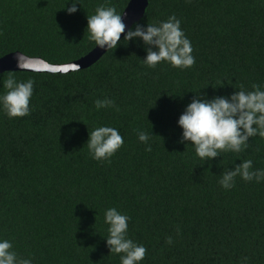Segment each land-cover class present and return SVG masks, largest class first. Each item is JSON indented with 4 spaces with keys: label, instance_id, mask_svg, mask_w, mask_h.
Here are the masks:
<instances>
[{
    "label": "trees",
    "instance_id": "trees-1",
    "mask_svg": "<svg viewBox=\"0 0 264 264\" xmlns=\"http://www.w3.org/2000/svg\"><path fill=\"white\" fill-rule=\"evenodd\" d=\"M129 2L80 0L69 15L71 0H0V59L20 52L51 65L75 62L96 48L88 15L101 5L122 15ZM148 2L139 23L180 19L191 68H149L143 42L123 38L81 71L13 72L35 85L30 115L0 111V238L33 264H120L105 239V210L115 207L131 218L128 237L147 249L142 264H264V182L237 177L230 190L218 183L241 160L264 169V138L205 162L180 142L178 126L197 94L264 90V0ZM8 74L0 75V93ZM105 97L119 111H97L95 101ZM99 126L124 139L110 161L89 154V133ZM137 129L153 132L151 152Z\"/></svg>",
    "mask_w": 264,
    "mask_h": 264
},
{
    "label": "clouds",
    "instance_id": "clouds-1",
    "mask_svg": "<svg viewBox=\"0 0 264 264\" xmlns=\"http://www.w3.org/2000/svg\"><path fill=\"white\" fill-rule=\"evenodd\" d=\"M72 6L67 8L69 15L78 11L80 0H71ZM113 6H98L95 14L88 15L86 32L89 40L96 47L116 49L125 34L127 25ZM142 41L147 52L142 62L149 68H155L162 62L169 63L181 70L191 68L196 60L193 56L191 41L181 28V20L175 15L158 24L148 23L145 28L136 23L124 35V42ZM40 64L47 63L38 57L20 53L17 67L24 71H36ZM68 67L64 68L67 72ZM35 80L16 79L9 72L6 80H2L5 91L0 93V111L10 119L23 118L31 113L30 101L34 94ZM253 91H246L243 86L229 96H215L211 99L197 94L187 105L179 117L178 126L182 129L181 143L190 142L195 154L205 162L221 157V152L240 153L249 147L250 138H264V90L254 84ZM97 111L114 108L119 111L115 101L105 97L95 101ZM75 130H73V134ZM153 132L137 129L138 140L147 145L146 151L151 152L150 140ZM124 139L119 129L110 126H99L89 133L87 147L90 156L99 162L110 161L123 146ZM234 169H226L220 175L219 185L230 190L237 177L246 182H264V169H254L253 161L241 160ZM130 217L115 207L105 210L104 222L108 225L106 239L110 255L120 256V264H142L147 249L128 237ZM179 231V230H178ZM166 243L172 245L173 237H167ZM246 259V258H245ZM0 264H33V258H23L13 249L8 239L0 238Z\"/></svg>",
    "mask_w": 264,
    "mask_h": 264
},
{
    "label": "water",
    "instance_id": "water-1",
    "mask_svg": "<svg viewBox=\"0 0 264 264\" xmlns=\"http://www.w3.org/2000/svg\"><path fill=\"white\" fill-rule=\"evenodd\" d=\"M148 0H130L128 6L123 12L124 23L127 25L125 34L129 29H131L136 23H139L146 12L148 7ZM122 14V15H123ZM122 34L121 40L124 38ZM107 53L106 49H100L96 47L93 51H91L85 57L64 65H51L48 62L47 67H44L43 64H40L38 70L36 71H24V72H32V73H48V74H68L72 72L81 71L87 69L94 64H96L105 54ZM20 55V52H15L6 55L5 57L0 59V75L6 72H18L21 71L17 67V57ZM42 60V59H41ZM44 61V60H43ZM68 67L69 70L67 72L64 71V68Z\"/></svg>",
    "mask_w": 264,
    "mask_h": 264
}]
</instances>
